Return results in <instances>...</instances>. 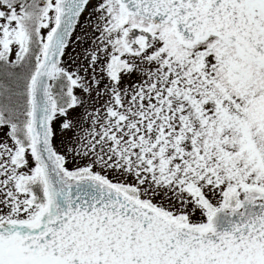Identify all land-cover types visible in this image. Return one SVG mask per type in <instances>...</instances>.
<instances>
[{
	"label": "snow or ice",
	"instance_id": "snow-or-ice-1",
	"mask_svg": "<svg viewBox=\"0 0 264 264\" xmlns=\"http://www.w3.org/2000/svg\"><path fill=\"white\" fill-rule=\"evenodd\" d=\"M0 264H264V0H0Z\"/></svg>",
	"mask_w": 264,
	"mask_h": 264
}]
</instances>
